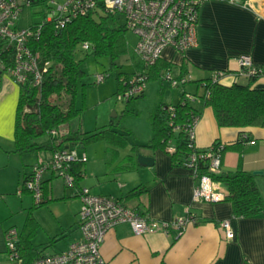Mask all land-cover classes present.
Returning a JSON list of instances; mask_svg holds the SVG:
<instances>
[{
  "label": "crops",
  "instance_id": "obj_1",
  "mask_svg": "<svg viewBox=\"0 0 264 264\" xmlns=\"http://www.w3.org/2000/svg\"><path fill=\"white\" fill-rule=\"evenodd\" d=\"M245 1L248 6L241 5ZM245 1L205 0L198 11L197 45L183 53L169 47L163 50L160 61L166 66L161 70L167 69L173 73V78H186V82L177 89V101L167 105L176 104L182 92L200 96L203 86L198 81L211 78L216 71L225 72L219 81L221 85L247 83L245 78L236 75V58L240 56L247 55L255 66H264V0ZM135 63L140 64L139 61ZM154 80L162 85L159 77ZM252 87L264 88V75L255 79ZM146 93L147 89L136 101L143 100ZM18 97L19 85L0 72V188L13 178L18 188L36 162H29L34 155L19 156L13 152ZM192 105L199 110L194 126L195 147L206 149L214 142L229 146L222 151L216 173L242 170L252 174L264 203V128L219 127L210 107H201L196 99ZM241 138L247 141L237 145ZM147 142L131 143L129 152L123 154L116 151L98 159H89L85 155L86 167L85 170L82 167L79 187L87 188L93 195L112 197L124 207L137 210L151 220L183 217L189 210L195 217V223L189 224L180 235L176 232L135 235L128 224H119L106 233L101 245L100 253L105 264H264V212L255 217L237 218L233 216L231 204L225 200L194 202L196 181L190 170L173 167L165 151L134 147ZM138 155L151 158L152 165L148 167L138 163ZM53 178L51 174L44 178V181L50 180L45 191L48 202L43 205L48 209ZM212 188L227 195L221 184L214 183ZM135 189V194H131ZM74 198V219L69 227L75 224V230H68L61 223L56 230L44 228L45 241L40 243H36L35 238L41 225L33 211L42 206L34 208L33 201L27 208L22 228L17 232L20 236L26 217L31 213L38 224L30 241L37 253L35 258L64 251L71 242L80 238L77 227L80 201L77 196ZM223 221L229 222L233 234L231 239H226L220 226ZM9 228L13 227H7L5 219L0 220L1 236ZM5 254L6 251L0 250V264L9 263Z\"/></svg>",
  "mask_w": 264,
  "mask_h": 264
},
{
  "label": "trees",
  "instance_id": "obj_2",
  "mask_svg": "<svg viewBox=\"0 0 264 264\" xmlns=\"http://www.w3.org/2000/svg\"><path fill=\"white\" fill-rule=\"evenodd\" d=\"M126 32L125 26L116 18L89 14L75 18L59 30H55L51 24H45L39 37L27 43L29 50L37 56L41 82L34 85L32 76H29L24 85H19L14 123L15 154L19 156L37 155L40 152L52 154L66 146L83 148L101 139L119 146L127 144V137L131 135L127 131L119 133L112 129H96L92 132H80L78 129L75 131L64 129L72 121L80 118L83 112V108H78L75 104L80 85L82 89L84 87L81 82L85 75L80 67L81 61L75 59L77 47L81 43H88L91 48L86 57L93 56L96 61L107 58L109 64L115 67L116 60L122 55L134 57L127 43ZM0 57L5 68L13 65L9 49L0 50ZM133 65L135 71L141 69V64L134 62ZM165 66V63L158 60L149 69L148 81L158 78ZM132 73L118 75L116 95L123 89V80L129 78ZM254 81L255 79H248L245 84L233 83L224 86L208 78L198 81L203 86V92L200 96H193L201 107L212 109L219 127L264 128V88H253ZM184 94L182 92L179 95L180 99L174 105H167L158 100L148 116L150 137L147 144L134 147L165 151L173 167L181 166L186 169L189 157L195 154L196 176H207L213 183L225 187L227 195L224 200L231 204L234 217L249 218L263 213L264 203L252 174L242 170L214 174L209 171L208 159L200 157L205 149L189 147L185 128L198 119L199 110L184 100ZM143 95L127 101L126 108ZM128 111L132 112L133 109L128 108ZM246 141V138H241L236 144ZM216 143L219 142L213 144ZM169 144L173 145L172 152L166 150ZM223 146V150L229 148ZM83 164L84 161H74L69 165V173L74 177L77 188H80ZM49 181L48 179L43 182L42 201L34 203V208L48 202L45 199V191ZM135 191L137 189L131 194H135ZM37 227V222L29 213L18 243V251L25 264H29L37 255L30 242Z\"/></svg>",
  "mask_w": 264,
  "mask_h": 264
},
{
  "label": "built area",
  "instance_id": "obj_3",
  "mask_svg": "<svg viewBox=\"0 0 264 264\" xmlns=\"http://www.w3.org/2000/svg\"><path fill=\"white\" fill-rule=\"evenodd\" d=\"M205 0H0V50L9 49L12 53L13 65L4 67L0 57V72L6 74L17 85H24L32 76L34 85L41 82V74L37 68V56L28 48L27 43L39 37L45 24H51L55 30L62 29L77 17L94 14L116 18L126 30L136 37V45L132 48L134 56L141 64V69L133 72L123 80V89L116 96L126 102L143 95L147 89L149 69L161 59L166 48H172L177 53L197 45V21L199 7ZM234 2L235 0H230ZM242 6H248L245 1ZM25 8H35L42 15L39 22L32 23L27 28L17 25L20 14ZM83 52L90 51V45L81 43ZM237 76L257 79L264 75V66H255L247 55L236 58ZM225 72L216 71L211 81L219 82ZM161 81L167 80L171 87L180 88L185 77L173 78L167 69L159 73ZM106 79L104 74L96 75L97 83ZM184 93V92H183ZM193 95L184 94V100L194 102ZM197 119L188 124L185 132L190 148L194 145V126ZM54 134V132H52ZM223 144L216 143L205 149L200 157L209 161V171L217 174L221 160ZM166 150L172 152L173 145ZM196 155L192 154L187 162L196 186L193 190L194 202H218L225 198L222 192L213 190L214 183L207 177H197L194 164ZM74 161H85L77 155L76 148L66 146L50 155L43 163L40 159L32 166L30 173L16 189V194L24 192L32 195L34 203H40L43 198V182L46 173L64 180L65 187L75 190L80 201L77 217V227L80 238L71 242L66 250L52 255L38 256L29 264H105L100 248L108 231L119 224H128L135 235H145L160 232L178 235L189 224L195 223L194 215L188 210L183 217L171 220H151L137 210L124 207L112 197L93 195L87 188L75 187L74 177L69 173V165ZM208 180L207 190L204 186ZM220 196V199H216ZM226 239L233 237L228 221L220 224ZM18 232L9 228L4 232V240L9 264H24L18 251Z\"/></svg>",
  "mask_w": 264,
  "mask_h": 264
},
{
  "label": "rangeland",
  "instance_id": "obj_4",
  "mask_svg": "<svg viewBox=\"0 0 264 264\" xmlns=\"http://www.w3.org/2000/svg\"><path fill=\"white\" fill-rule=\"evenodd\" d=\"M41 19L42 15L37 9L25 8L20 14L17 25L27 28L32 23L39 22ZM126 39L129 47L132 49L136 45V37L127 31ZM75 59L76 61H81L80 67L85 74L81 82L84 87L82 89L80 85L75 99L76 107L83 108V112L80 118L72 121L64 129L67 130L69 128L72 131L78 129L80 132H91L96 129H112L119 133L124 131L131 132V135L127 137L128 142L124 146L111 144L106 139H101L89 143L83 148H76L80 158H84L86 155L89 159H98L103 155L110 156L116 151L123 154L129 152L131 143L138 145L146 143L150 135L148 116L152 106L158 100L164 101L166 104H173L177 101L178 88L171 87L167 80L162 81V85L161 83L158 85V81L152 79L148 81L147 93L144 99L132 101V104L128 108L133 109V111L127 112V102L119 99L115 94L116 79L120 73H132L134 69L133 63L138 61V59L135 56L130 58V55L124 54L116 60V66L112 67L107 58H100L96 61L93 56L86 57V53L81 50L80 46L77 47ZM99 74H104L106 79L103 82L97 83L95 77ZM172 74L170 73V75ZM134 111L135 113H133ZM50 155L48 152H40L34 155V158L30 157L32 159L29 162L33 160L37 162L40 159L43 163H46ZM85 164L86 159L83 164L84 170ZM48 174L46 173L44 178ZM14 181V178L10 179L8 185L0 188V220L5 219L7 227H13L17 231H20L27 208L33 204V200L31 194L21 197L13 194L17 189V182ZM50 185V208L42 206L33 211L41 225L35 238L36 243L45 241L44 228L56 230L60 223L66 225V229L68 230L74 231L76 227L75 224L69 227L71 221L73 222L74 219L75 190L65 187L64 180L60 177L53 178ZM0 250L6 251L4 234L2 236L0 234ZM5 256L8 261L7 254ZM7 264L9 263L7 262Z\"/></svg>",
  "mask_w": 264,
  "mask_h": 264
},
{
  "label": "water",
  "instance_id": "obj_5",
  "mask_svg": "<svg viewBox=\"0 0 264 264\" xmlns=\"http://www.w3.org/2000/svg\"><path fill=\"white\" fill-rule=\"evenodd\" d=\"M138 163L144 165V166H151L152 165V159L148 157H143L141 155L137 156ZM255 174H261V172H256Z\"/></svg>",
  "mask_w": 264,
  "mask_h": 264
},
{
  "label": "clouds",
  "instance_id": "obj_6",
  "mask_svg": "<svg viewBox=\"0 0 264 264\" xmlns=\"http://www.w3.org/2000/svg\"><path fill=\"white\" fill-rule=\"evenodd\" d=\"M207 184H208V180H207V178H205L204 186H205V189H206V190H207ZM215 198H216V199H220L221 197H220V196H216Z\"/></svg>",
  "mask_w": 264,
  "mask_h": 264
}]
</instances>
